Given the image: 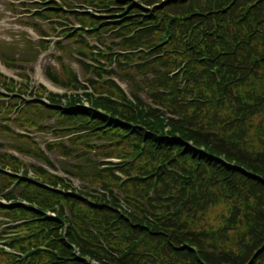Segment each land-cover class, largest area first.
Returning <instances> with one entry per match:
<instances>
[{"label": "trees", "instance_id": "obj_1", "mask_svg": "<svg viewBox=\"0 0 264 264\" xmlns=\"http://www.w3.org/2000/svg\"><path fill=\"white\" fill-rule=\"evenodd\" d=\"M34 5L29 24L58 39L44 74L65 91L22 96L23 71L51 45L27 39L0 50L25 81L0 75L15 102L0 100V113L10 121L21 102L20 128L72 137L46 143L61 174L31 164L6 174L24 163L0 152V191L15 182L0 223L24 220L0 235L12 250L0 263L264 264V0ZM1 129L57 171L34 138Z\"/></svg>", "mask_w": 264, "mask_h": 264}, {"label": "rangeland", "instance_id": "obj_2", "mask_svg": "<svg viewBox=\"0 0 264 264\" xmlns=\"http://www.w3.org/2000/svg\"><path fill=\"white\" fill-rule=\"evenodd\" d=\"M9 2H14L16 4H19V2L15 0H0V47H3V46H4L3 48L9 47L11 48L10 50L12 52L13 51L17 52L27 46L26 45L25 47H23L24 46L23 44L25 43V41L23 40V37H26L36 43L37 40L39 39V36L37 32H35L32 28L25 26V24L23 23L24 18H21V19L17 18L15 12H12L10 8L8 7ZM46 26L47 24H45V27ZM54 52H55L54 50H51V51H47V52L40 54L39 57L36 59L35 63L32 65L33 69L29 70V72L28 70L25 71V73L27 72L29 73L30 78L32 80V84L34 86L39 83H45L50 90H53V91L60 90L58 87H55L52 84H50L43 75V67L45 64H48V63L53 64V65L56 64L54 58L51 56V53H54ZM66 62L74 70L79 72L80 75L82 74L81 69L76 62H74L71 59H67ZM0 73L6 76L16 78V79L18 78L16 76V70L5 68L2 65L1 60H0ZM122 85L125 86V84L123 83ZM1 121H2V118L0 115V123ZM50 123L51 122L47 121L46 119H43L41 121V124H50ZM9 125L13 126V124H10V123ZM32 132L36 140L41 144H43L46 139H51L52 137L48 133L37 132V131H32ZM0 144H2L5 148L2 150L0 149V151H11L12 152L11 148H9V145H15V142L10 137H8V135L5 134L3 130L0 129ZM49 155L51 159L53 160V162L55 163V165H58V161L54 160V157H55L54 154H49ZM19 157L26 164H29V163L39 164V162L35 160L34 158H32L31 156L19 155ZM76 184L79 185L78 182H76Z\"/></svg>", "mask_w": 264, "mask_h": 264}]
</instances>
